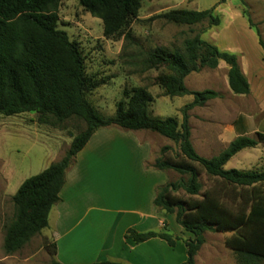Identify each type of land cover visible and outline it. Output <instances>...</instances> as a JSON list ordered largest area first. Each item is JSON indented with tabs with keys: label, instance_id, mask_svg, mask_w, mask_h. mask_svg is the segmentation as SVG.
Returning <instances> with one entry per match:
<instances>
[{
	"label": "rangeland",
	"instance_id": "obj_1",
	"mask_svg": "<svg viewBox=\"0 0 264 264\" xmlns=\"http://www.w3.org/2000/svg\"><path fill=\"white\" fill-rule=\"evenodd\" d=\"M219 2L141 0L138 16L129 25L132 39L124 40L122 35L106 38L102 21L87 12L79 0H61L57 27L77 43L84 57L85 71L97 83L87 92L90 104L101 114L112 115L116 104L127 99L125 89L145 86L153 96L149 104L151 114L175 116L179 123L182 121L181 108L190 96L164 95L163 89L153 84V79L167 70L164 67L146 68L143 60L147 52L156 47L182 48L184 39L201 31L207 24L206 21L193 25L176 24L155 18L169 9L206 10L216 6L214 14L220 17V24L205 28L201 38L218 46L227 44L234 36L241 37L253 55L261 53L264 58L263 48L254 40L258 30L264 41V0ZM248 20L253 24L249 30ZM252 82L255 84L254 79ZM186 85L192 90L213 89L221 94L188 110L191 142L200 155L210 158L219 154L237 134L257 138V132L264 133V99L232 93L221 67L205 66L191 72ZM85 126V121L76 117L62 123L51 119L39 122L38 113L34 111L0 114V264H46L52 259L63 264L99 261L104 258L99 257V249L108 246L120 220H124L121 228L134 220L139 224L138 228L147 226L149 220L137 218L132 214L133 210L152 215L157 213L159 218L166 220V225H157L154 230L166 231L177 240L174 246L158 237L133 244L125 237L124 231L121 233V262L182 264L187 257L185 243L191 233L176 222L173 213L162 212L153 204L157 187L154 190L151 184L156 176L146 171V165L152 164L150 161L160 154L162 146L169 145L172 152H178V146L156 132L117 125L98 128L89 146L75 156L70 173L76 170L78 179L69 182L62 194L66 205L75 213L67 217L61 232L53 236L51 230L45 228L21 249L5 252V226L15 213L13 194L24 179L60 159L69 148L72 137ZM232 167L244 171L263 170L264 143L235 154L225 164V168ZM169 171V181L179 177L176 172ZM199 179L203 191L211 181L204 173ZM179 193L187 196L183 190ZM49 221L52 225L53 216H49ZM232 233L230 230L205 231V241L195 255L194 264H239L233 250L225 244V239ZM258 264H264V260Z\"/></svg>",
	"mask_w": 264,
	"mask_h": 264
},
{
	"label": "trees",
	"instance_id": "obj_2",
	"mask_svg": "<svg viewBox=\"0 0 264 264\" xmlns=\"http://www.w3.org/2000/svg\"><path fill=\"white\" fill-rule=\"evenodd\" d=\"M61 0H0V114L13 115L37 112L39 122L50 119L62 123L68 118L83 119L86 126L72 137L69 148L58 160L41 172L23 180L12 199L15 213L5 226L3 247L6 253L21 249L34 235L48 226L52 206L60 201V191L67 170L76 154L84 148L100 127L117 125L132 130H150L170 140L150 164L159 170H172L179 177L157 187L153 204L175 215V220L191 233L186 240L187 257L182 264H194L195 255L204 243V232L232 231L225 239L239 264H258L264 260V169L241 170L225 168L237 152L264 143V133L257 138L238 135L217 155H200L192 145L188 110L220 97L213 89L190 90L184 79L201 67L216 68L219 60L227 66L229 88L235 94H249L250 86L235 53L220 50L201 38L205 28L220 24L214 9L173 8L155 18L176 24L193 25L206 21V27L184 39L182 48L156 47L147 52L146 68L164 67L153 84L164 95H192L193 100L181 108L182 121L175 116H158L149 111L153 96L145 86L125 89L126 100L119 101L112 115L101 114L87 100V92L97 83L86 73L84 57L76 42L57 27ZM225 0H220L219 3ZM83 8L102 21L103 35H122L132 39L129 25L138 16L141 0H79ZM249 25L253 27L250 20ZM258 42L264 41L256 30ZM204 173L210 185L203 191L199 179ZM179 190L187 195L182 196ZM125 237L134 243L161 238L169 246L177 237L166 231L140 232L128 228ZM56 245H54L55 247ZM56 248V247H55ZM46 264H63L52 259ZM88 264H126L100 260Z\"/></svg>",
	"mask_w": 264,
	"mask_h": 264
},
{
	"label": "crops",
	"instance_id": "obj_3",
	"mask_svg": "<svg viewBox=\"0 0 264 264\" xmlns=\"http://www.w3.org/2000/svg\"><path fill=\"white\" fill-rule=\"evenodd\" d=\"M250 28H252V27L248 26V30ZM256 37L257 38L254 40L258 42L257 33H256ZM220 43H222V42H220ZM258 44H259V42H258ZM217 47L220 50H226V51L235 53L237 55L241 69H242L243 73L245 74V76L247 77V80L249 82V86H250V93L249 94H251L253 97H255L258 100H263L264 99V82L262 81V75H263V69H264V58L262 57L263 55L261 53H258V55H253L251 50L248 49L249 48L248 44L246 45L245 41H243L241 37H237V36H234V38L232 40H230L227 44H218ZM220 67H221V69H223V71L225 73V82H226V85L229 87L228 77H227L228 66L223 60H219L217 68H220ZM189 75H187L184 79L185 86L188 89H190V88L186 85V79L188 78ZM253 79L255 81L254 82L255 84H253V82H252ZM190 90H192V89H190ZM230 91L232 92L231 89H230ZM236 95L245 96L247 94H236ZM189 96H190V98H188L186 100V103H189L193 100V96L192 95H189ZM97 131L98 130H96L92 134V136L90 137L87 144L79 152H82L85 148H87L89 146L92 138L97 134ZM238 135L239 134H237L236 136H238ZM252 148H254V147H252ZM79 152L76 154V156H78ZM153 160H154V157L152 158L150 163L153 162ZM72 166L70 168H72ZM146 166L148 167V169H146L147 174H154L156 176V178H154L153 183L151 184L152 189L155 190L156 187H158L159 185L169 181V176L171 174V173H169L170 172L169 170L155 169L151 165H146ZM70 168L66 172L65 183H64V185L60 191V201H58L57 203H55L52 206L50 213H49V216H53V223L51 225V222L49 221V217H48V226L46 228L51 230L53 236L54 235L57 236L61 232V230H60L61 226H62V224H64L67 221V219H68L67 217H71L75 213V212L72 213V211L66 205L65 200L62 197V194L65 191L66 187L68 186L69 182H75L78 179L79 173L76 172V170L73 173H72V171L70 173ZM161 211L164 212L163 210H161ZM156 212H158V211H156ZM132 214L134 216H136L137 218H147V220H149L147 222L148 223L147 226L142 227V228H138L139 224L137 223V221L134 220V221L128 222L127 224H123L122 226H124V227L121 228V223L124 220L123 221L120 220V222H119L120 225L118 228H116L115 232L111 236L112 240L110 241L108 246L103 245L99 249V257H104V258H101V260L107 259V260L121 262V242H122L121 233H124V231H126L128 228L134 227V228H136L137 231L144 232V231H150V230L156 231L154 229H155V227H157V225L160 227L161 226L165 227V225H166L165 224L166 220L159 218V216L156 215L157 213L152 215V214H147L145 212H142L141 210H133ZM81 219H82V216H80L79 220L81 221ZM152 220L153 221L155 220L154 224H153ZM157 220H158V224H157ZM152 239L153 238H151L147 241H144V242H149ZM132 243H133V241H132ZM140 243H143V242H140ZM127 263L128 264H135L133 262H127Z\"/></svg>",
	"mask_w": 264,
	"mask_h": 264
},
{
	"label": "bare ground",
	"instance_id": "obj_4",
	"mask_svg": "<svg viewBox=\"0 0 264 264\" xmlns=\"http://www.w3.org/2000/svg\"><path fill=\"white\" fill-rule=\"evenodd\" d=\"M93 230V229H92ZM96 244V243H95Z\"/></svg>",
	"mask_w": 264,
	"mask_h": 264
}]
</instances>
